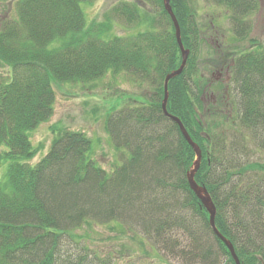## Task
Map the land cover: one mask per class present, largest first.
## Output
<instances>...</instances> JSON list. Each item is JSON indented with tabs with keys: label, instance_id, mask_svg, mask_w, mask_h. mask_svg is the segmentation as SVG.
Masks as SVG:
<instances>
[{
	"label": "trees",
	"instance_id": "16d2710c",
	"mask_svg": "<svg viewBox=\"0 0 264 264\" xmlns=\"http://www.w3.org/2000/svg\"><path fill=\"white\" fill-rule=\"evenodd\" d=\"M141 1L159 16L138 3L112 10L116 22L142 29L126 38L112 35L111 17L88 24L83 4L92 0H17V18L0 22V264H116L111 253L80 247L84 237L76 234L113 222L154 243L163 258L153 264H236L190 188L196 154L162 109L165 79L183 62L175 27L164 0ZM210 1L228 10L237 41L247 40L260 0ZM171 6L190 56L169 83L167 112L202 151L195 181L212 198L217 229L241 264H264V160H246L236 145L264 153V46L251 40L248 51L221 57L214 50L234 88L231 109L219 114L220 106L202 99L209 84L200 66L204 27L190 0H171ZM121 72L151 88L149 97L107 118L114 147L128 158L108 172L85 132L56 124L49 151L34 163L42 149L32 134L54 117L55 87ZM227 125L237 132L232 140L221 130ZM65 243L77 253L64 250Z\"/></svg>",
	"mask_w": 264,
	"mask_h": 264
},
{
	"label": "rangeland",
	"instance_id": "374dc122",
	"mask_svg": "<svg viewBox=\"0 0 264 264\" xmlns=\"http://www.w3.org/2000/svg\"><path fill=\"white\" fill-rule=\"evenodd\" d=\"M16 2L17 0L0 1V22L5 19L17 18ZM260 2L262 9L251 18L252 31L248 39L237 41L232 29L230 13L225 7L217 6L210 0H190L191 8L196 12L198 24L204 27L202 33L204 39L200 43V66L204 78H212V73L219 67L225 66V62L224 64L219 62L222 58L214 56V50L218 52L217 57H221L248 51L251 40H257L264 46V0H260ZM122 3H138L141 8L150 11L154 17L159 16L156 9H152L141 0H92L91 3L83 4L88 24L102 23L108 16L113 19L112 35L126 38L138 34L142 29L116 22L113 18L112 10ZM211 22L215 25L209 29L207 27ZM211 37L213 38L211 39ZM220 43L222 46L218 48ZM55 89L56 105L53 119L32 134L34 146H40L42 149L34 163L42 160L43 155L49 151L55 138L51 131L52 125L60 124L67 130L85 132L92 139L95 160L104 170L111 172L119 167L129 154L125 149L117 150L114 147L107 128V118L126 105L140 103L142 101L140 97H149L151 95L149 84L141 80L136 81V77L133 78L128 72H121L116 76L109 73L106 77L91 84L69 85L55 87ZM221 130H226L231 140L237 135V132L228 125L222 127ZM236 145L248 153L249 156L246 157V160L257 162L264 160V153L253 154L249 145L247 147L238 143ZM3 173L4 169L1 170L2 175ZM123 227L125 228L119 229L114 222L113 224L94 223L92 229L77 230L76 234L78 237H84L80 247L81 245L86 246L100 255L111 253L117 260L116 264H153L157 260H161L162 253L156 251L155 245L150 239L145 238L135 228L124 224ZM131 228L135 233L129 230ZM65 244L64 250L71 249V254L77 253L68 243ZM170 262L182 264L181 260H170Z\"/></svg>",
	"mask_w": 264,
	"mask_h": 264
},
{
	"label": "water",
	"instance_id": "95a60500",
	"mask_svg": "<svg viewBox=\"0 0 264 264\" xmlns=\"http://www.w3.org/2000/svg\"><path fill=\"white\" fill-rule=\"evenodd\" d=\"M164 6H165L166 12L170 16L174 24L175 31H176V38H177V42H178V45H179V48L182 54L183 62L179 70L170 73L169 75H167L165 79V83H164L165 97L163 100L162 109L164 111V114L179 126L183 137L186 139L188 144L193 148L196 154V161L193 165L192 170L187 175V179H188L191 190L195 193V195L198 197V199L201 201L202 205L208 212L210 216V226L214 234L227 246L235 263L241 264L232 243L228 239H226L216 227L215 220H216L217 210H216V207L212 201V198L208 190L205 187L198 185L197 182L195 181V176L198 173L200 166H201V162H202V151L200 147L196 143L193 142V140L191 139L190 135L188 134L182 122L178 118L169 115L167 112V104L169 100V89H168L169 83L173 79L179 77L185 70L189 56H190V51L186 50L183 45L182 38H181V29L178 24L177 18L173 12V9L171 7V0H164Z\"/></svg>",
	"mask_w": 264,
	"mask_h": 264
},
{
	"label": "flooded vegetation",
	"instance_id": "af4514ba",
	"mask_svg": "<svg viewBox=\"0 0 264 264\" xmlns=\"http://www.w3.org/2000/svg\"><path fill=\"white\" fill-rule=\"evenodd\" d=\"M212 38L213 37H211V39ZM221 46L222 45L219 44L218 48ZM222 64H224V62ZM211 75H213L212 78L209 77V79H206L209 84L204 90L202 99L208 107L213 106L214 108H219L218 106H220L221 109L217 110L219 114L227 113L232 107L231 91L234 90L229 68L226 66L219 67L218 70ZM214 88H220L222 91L216 93L213 91Z\"/></svg>",
	"mask_w": 264,
	"mask_h": 264
}]
</instances>
